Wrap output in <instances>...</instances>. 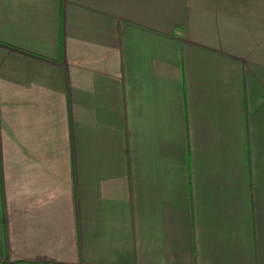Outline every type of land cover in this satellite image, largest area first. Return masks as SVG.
<instances>
[{
  "label": "crops",
  "instance_id": "crops-1",
  "mask_svg": "<svg viewBox=\"0 0 264 264\" xmlns=\"http://www.w3.org/2000/svg\"><path fill=\"white\" fill-rule=\"evenodd\" d=\"M0 264H264V0H0Z\"/></svg>",
  "mask_w": 264,
  "mask_h": 264
}]
</instances>
